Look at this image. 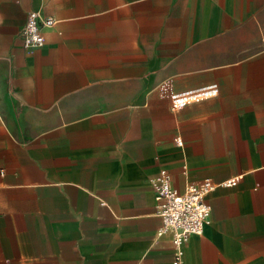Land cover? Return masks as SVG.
<instances>
[{"label": "crops", "instance_id": "crops-1", "mask_svg": "<svg viewBox=\"0 0 264 264\" xmlns=\"http://www.w3.org/2000/svg\"><path fill=\"white\" fill-rule=\"evenodd\" d=\"M162 170L180 193L243 176L181 264H264V0H0V264H174Z\"/></svg>", "mask_w": 264, "mask_h": 264}, {"label": "built area", "instance_id": "built-area-1", "mask_svg": "<svg viewBox=\"0 0 264 264\" xmlns=\"http://www.w3.org/2000/svg\"><path fill=\"white\" fill-rule=\"evenodd\" d=\"M55 26L51 17L41 18L38 12H30L22 29L25 49H41L45 45L43 30ZM217 85H210L196 90L174 93L171 95L173 110H178L187 104L214 98L218 95ZM243 176L216 184L204 180L191 184L185 192L180 193L173 188L171 175L162 170L158 177L152 180L156 193V209L161 217L163 227L159 235L171 232L176 250L174 264H181V250L193 235L203 233L205 225L210 221L212 208L207 202V196L216 187H235Z\"/></svg>", "mask_w": 264, "mask_h": 264}]
</instances>
